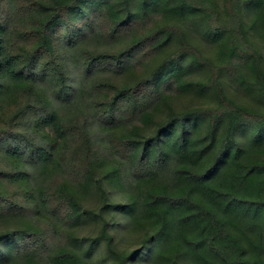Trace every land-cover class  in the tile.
Masks as SVG:
<instances>
[{"label": "trees", "instance_id": "16d2710c", "mask_svg": "<svg viewBox=\"0 0 264 264\" xmlns=\"http://www.w3.org/2000/svg\"><path fill=\"white\" fill-rule=\"evenodd\" d=\"M0 264H264V0H0Z\"/></svg>", "mask_w": 264, "mask_h": 264}]
</instances>
